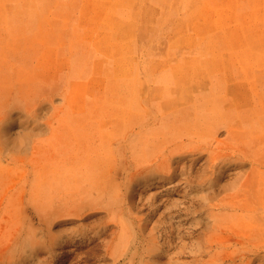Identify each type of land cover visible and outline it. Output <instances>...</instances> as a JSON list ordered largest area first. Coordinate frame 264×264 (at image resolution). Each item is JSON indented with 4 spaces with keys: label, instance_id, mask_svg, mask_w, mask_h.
<instances>
[{
    "label": "rangeland",
    "instance_id": "374dc122",
    "mask_svg": "<svg viewBox=\"0 0 264 264\" xmlns=\"http://www.w3.org/2000/svg\"><path fill=\"white\" fill-rule=\"evenodd\" d=\"M0 264H264V0H0Z\"/></svg>",
    "mask_w": 264,
    "mask_h": 264
}]
</instances>
